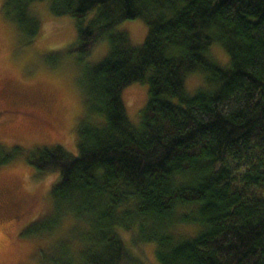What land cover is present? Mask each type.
Segmentation results:
<instances>
[{"label": "trees", "instance_id": "trees-1", "mask_svg": "<svg viewBox=\"0 0 264 264\" xmlns=\"http://www.w3.org/2000/svg\"><path fill=\"white\" fill-rule=\"evenodd\" d=\"M5 1L30 35L36 3L73 18L68 52L84 57L107 42L83 70L93 118L77 130V154L4 153L57 173L50 195L84 227L53 262L147 264L128 247L150 243L157 264H264V0ZM135 19L147 29L139 46L113 29ZM194 76L201 86L190 95ZM133 83L148 93L137 123L121 98Z\"/></svg>", "mask_w": 264, "mask_h": 264}, {"label": "rangeland", "instance_id": "rangeland-1", "mask_svg": "<svg viewBox=\"0 0 264 264\" xmlns=\"http://www.w3.org/2000/svg\"><path fill=\"white\" fill-rule=\"evenodd\" d=\"M32 9L40 28L30 35L12 19L18 17L14 5L0 0V264H59L54 259L69 255L77 244L83 225H76L50 195L57 173L38 175L22 155L13 153L7 159L4 153L13 147L60 146L76 155L77 130L93 118L87 116L83 70L107 51V42L102 41L84 57L68 52L76 40V21L52 15L47 1ZM26 12L34 24L37 17L30 9ZM113 29L125 31L133 46L141 45L147 32L139 19L125 20ZM216 57L225 60L219 49ZM200 81L194 76L185 82L190 95L200 88ZM147 97V86L141 83L122 91L131 122L137 123ZM130 245L134 257L157 264L153 244H145L141 251Z\"/></svg>", "mask_w": 264, "mask_h": 264}]
</instances>
